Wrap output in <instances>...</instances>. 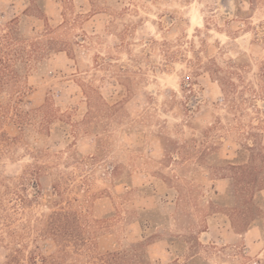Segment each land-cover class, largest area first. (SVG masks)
<instances>
[{
	"label": "rangeland",
	"instance_id": "1",
	"mask_svg": "<svg viewBox=\"0 0 264 264\" xmlns=\"http://www.w3.org/2000/svg\"><path fill=\"white\" fill-rule=\"evenodd\" d=\"M7 29L57 51L0 73V264H264L227 166L264 148V0H0Z\"/></svg>",
	"mask_w": 264,
	"mask_h": 264
},
{
	"label": "trees",
	"instance_id": "2",
	"mask_svg": "<svg viewBox=\"0 0 264 264\" xmlns=\"http://www.w3.org/2000/svg\"><path fill=\"white\" fill-rule=\"evenodd\" d=\"M41 41L39 38L24 40L17 38L13 31L7 29L0 34V73L4 72L7 68H10L11 63L15 61H22L28 63L30 58L47 55L50 51H57L54 48H46L39 53V44ZM262 81L264 82V64L262 67ZM101 100V97L98 96ZM17 119L22 124L24 118L15 114ZM245 150L252 153L251 159L245 164H231L228 163V169L236 175L238 182L244 181V187L239 191L241 197L245 198L249 205V215L245 218H254L255 213H260L255 204V198L260 195L261 191L264 190V148L263 146H253L245 148ZM36 173L34 174V178ZM226 179L234 180L233 178L225 177ZM35 180V179H34ZM58 189L57 184L52 186L53 193L56 194ZM254 215V216H251ZM258 216V215H257ZM81 216L77 212H53L46 221L44 229V236L49 237L53 240L59 251L67 254L70 251L75 252L83 248L86 244V240L83 238L81 231ZM249 225H247L248 227ZM231 227L235 229L234 224L231 222ZM243 229L242 232H244ZM138 246V245H137ZM70 250V251H69ZM11 262V263H10ZM5 264H12L13 261ZM31 264H45V260L42 259L40 263L32 261Z\"/></svg>",
	"mask_w": 264,
	"mask_h": 264
},
{
	"label": "crops",
	"instance_id": "3",
	"mask_svg": "<svg viewBox=\"0 0 264 264\" xmlns=\"http://www.w3.org/2000/svg\"><path fill=\"white\" fill-rule=\"evenodd\" d=\"M264 191V190H263ZM261 191V192H263ZM263 202H264V195H263ZM255 229H257L256 225L255 226H251L248 229H246L243 233H235V236L242 238V240L245 242V240L247 239V237L252 233V231H254ZM258 229H260L258 227Z\"/></svg>",
	"mask_w": 264,
	"mask_h": 264
}]
</instances>
